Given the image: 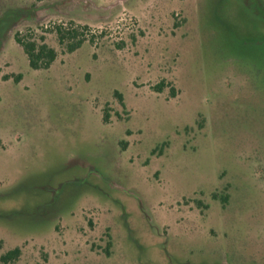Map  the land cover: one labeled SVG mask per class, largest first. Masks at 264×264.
I'll return each instance as SVG.
<instances>
[{
	"label": "rangeland",
	"instance_id": "obj_1",
	"mask_svg": "<svg viewBox=\"0 0 264 264\" xmlns=\"http://www.w3.org/2000/svg\"><path fill=\"white\" fill-rule=\"evenodd\" d=\"M52 1L0 0V264H264V0Z\"/></svg>",
	"mask_w": 264,
	"mask_h": 264
},
{
	"label": "trees",
	"instance_id": "obj_2",
	"mask_svg": "<svg viewBox=\"0 0 264 264\" xmlns=\"http://www.w3.org/2000/svg\"><path fill=\"white\" fill-rule=\"evenodd\" d=\"M54 1V0H53ZM52 1V2H53ZM62 1V0H60ZM60 4V3H59ZM75 21H71V26L68 28H62L59 27L57 28V37H58V42L59 45L64 47L65 49L68 50V52L72 53L78 49H81L84 45V39L80 38V32H79V26L74 24ZM16 41L22 46L23 51L28 57L29 60V65L33 70H39V69H49L51 64L56 60L58 52L55 48L49 46L45 42L39 43L38 41H31V40H26L23 38V35H20L19 33L16 34ZM163 83L160 85H157L156 87V92L161 93L163 92ZM172 94H174V89L172 91ZM114 96L117 97L122 104H124L123 101V94L120 93L118 90L114 92ZM175 96V94L173 95ZM109 105V103H107ZM110 109L103 107L102 108V120L104 123H110L112 122V114L110 113ZM201 126V125H200ZM130 133V132H129ZM158 152V148H155L152 151V155L156 154ZM162 154V152H160ZM230 186V185H229ZM226 192L229 191L228 187L224 188ZM215 190V189H214ZM197 195V194H196ZM203 195V194H201ZM231 194H219L217 189L209 195L207 192V197L204 196V198L211 199L212 201H217L222 204H228L229 203V198ZM201 197V196H200ZM205 199L197 198L196 202H203L204 203ZM205 206L208 208V205L205 204ZM110 244V243H109ZM109 246L107 245L106 253L109 256L111 252L109 251ZM20 254V249L16 248L13 250H10L3 254L0 259L4 263H9L14 260H16L19 257Z\"/></svg>",
	"mask_w": 264,
	"mask_h": 264
},
{
	"label": "flooded vegetation",
	"instance_id": "obj_3",
	"mask_svg": "<svg viewBox=\"0 0 264 264\" xmlns=\"http://www.w3.org/2000/svg\"><path fill=\"white\" fill-rule=\"evenodd\" d=\"M122 1L124 2L125 0H122ZM58 8H59V9H61V6H60V7H58ZM60 16H62V15H61V13H60ZM63 16H64V15H63Z\"/></svg>",
	"mask_w": 264,
	"mask_h": 264
}]
</instances>
